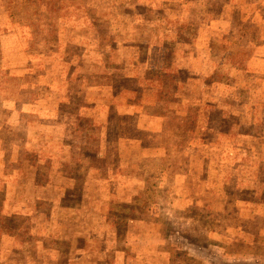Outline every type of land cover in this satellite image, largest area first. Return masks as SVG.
I'll list each match as a JSON object with an SVG mask.
<instances>
[{
    "label": "rangeland",
    "instance_id": "374dc122",
    "mask_svg": "<svg viewBox=\"0 0 264 264\" xmlns=\"http://www.w3.org/2000/svg\"><path fill=\"white\" fill-rule=\"evenodd\" d=\"M247 1L0 0V264H264Z\"/></svg>",
    "mask_w": 264,
    "mask_h": 264
},
{
    "label": "trees",
    "instance_id": "16d2710c",
    "mask_svg": "<svg viewBox=\"0 0 264 264\" xmlns=\"http://www.w3.org/2000/svg\"><path fill=\"white\" fill-rule=\"evenodd\" d=\"M215 1L221 7L227 9V8H230L231 3H232L233 0H231V1H229V0H215ZM256 2H257L256 0H248L247 4H253V3H256ZM140 8L143 10L142 7H140ZM121 9L124 10V8H122V7H121ZM213 12H216V11L213 10ZM224 13H226V12H224ZM124 14H125V10H124ZM212 14H214V13H212ZM215 16L219 18L218 14L215 15ZM248 18L249 17L247 16L246 17V21L242 24L243 26L240 29V39L243 42H246V43L247 42H253L254 40H256L258 34H260V32H261V27L263 26V23H259L258 21H257L258 22L257 23L256 21H252L250 19L248 20ZM263 20H264V17H263ZM222 78L223 77L219 78V80L222 79Z\"/></svg>",
    "mask_w": 264,
    "mask_h": 264
}]
</instances>
